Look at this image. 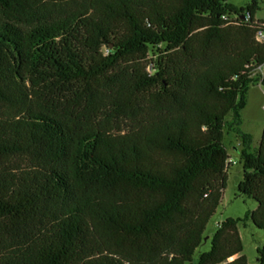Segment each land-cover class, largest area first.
<instances>
[{"label":"trees","instance_id":"trees-1","mask_svg":"<svg viewBox=\"0 0 264 264\" xmlns=\"http://www.w3.org/2000/svg\"><path fill=\"white\" fill-rule=\"evenodd\" d=\"M259 0H0V264H248L264 234ZM239 146L238 196L194 260ZM264 264V243L257 248Z\"/></svg>","mask_w":264,"mask_h":264},{"label":"rangeland","instance_id":"rangeland-1","mask_svg":"<svg viewBox=\"0 0 264 264\" xmlns=\"http://www.w3.org/2000/svg\"><path fill=\"white\" fill-rule=\"evenodd\" d=\"M250 2L251 0H227V3L237 8H244ZM254 19L264 23V0H259ZM262 72H264V67ZM242 120L241 131L251 135L252 147H256L264 127V86L259 84L250 86L247 103L242 111ZM225 145L232 166L227 170L226 187L220 204L206 226L204 241L202 246L196 250L194 260L197 259L200 253L210 249V238L215 232L217 224L227 218H243L247 212H251L256 208V204L252 199L238 196L237 193V186L242 179L243 170L239 162V146L233 134L226 138ZM238 232L243 247L242 253L248 264H257L256 250L264 243L263 232L256 229L250 222L246 223L244 227L239 225Z\"/></svg>","mask_w":264,"mask_h":264},{"label":"built area","instance_id":"built-area-1","mask_svg":"<svg viewBox=\"0 0 264 264\" xmlns=\"http://www.w3.org/2000/svg\"><path fill=\"white\" fill-rule=\"evenodd\" d=\"M256 40H257V42H259V43L264 42V34H263L262 31H259V32L257 33V35H256ZM217 225H218V224H217Z\"/></svg>","mask_w":264,"mask_h":264}]
</instances>
